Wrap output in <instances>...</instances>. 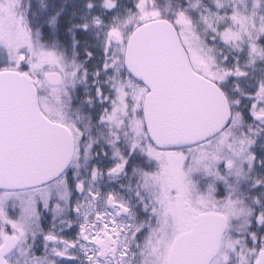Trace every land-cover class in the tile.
<instances>
[{
	"label": "snow or ice",
	"instance_id": "obj_1",
	"mask_svg": "<svg viewBox=\"0 0 264 264\" xmlns=\"http://www.w3.org/2000/svg\"><path fill=\"white\" fill-rule=\"evenodd\" d=\"M0 264H264V0H0Z\"/></svg>",
	"mask_w": 264,
	"mask_h": 264
}]
</instances>
